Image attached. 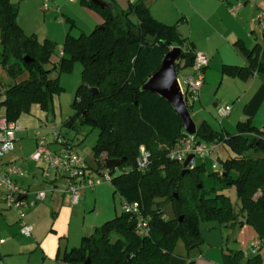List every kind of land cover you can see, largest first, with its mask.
Segmentation results:
<instances>
[{
    "label": "trees",
    "instance_id": "obj_1",
    "mask_svg": "<svg viewBox=\"0 0 264 264\" xmlns=\"http://www.w3.org/2000/svg\"><path fill=\"white\" fill-rule=\"evenodd\" d=\"M79 1L98 12L103 21L89 33H67L56 53L53 40L24 33L18 22V2L0 0V66L13 79L0 92V109L10 121L29 113L33 104L46 112L52 110V97L63 87L51 73L69 72L78 61L82 79L71 103L74 113L65 125L98 130L92 148L96 172L105 159H121V171L110 173L113 192L127 202L138 203L140 213L148 219L149 232L139 234L135 218L121 212L95 228L94 234L82 236L79 246L62 252L59 248L56 260L70 264H82L86 258L90 264H169L179 239L187 250L202 243L201 221L240 227L250 223L251 212L264 215V130L250 119L238 121L233 134L215 130L206 121H201L195 132L198 141L217 140L234 153L217 158L221 175L210 174L220 179L221 190L235 188L237 210L225 194L204 187L199 176L204 163L182 173L181 163L167 157L185 133L182 120L166 99L144 90L143 85L171 47H180L179 58L185 55L186 38L177 25L154 18L146 0H136L125 9L113 0L109 8H100L91 0ZM235 45L248 63L223 65V73L243 80L255 72L264 73V44L256 42L246 48L239 41ZM192 61L193 53L190 66ZM92 88L97 92L92 93ZM140 145L150 152L145 170L135 168ZM165 204L172 209L169 219L164 216ZM222 264H264V259L260 249L248 256L242 250L227 249Z\"/></svg>",
    "mask_w": 264,
    "mask_h": 264
},
{
    "label": "crops",
    "instance_id": "obj_2",
    "mask_svg": "<svg viewBox=\"0 0 264 264\" xmlns=\"http://www.w3.org/2000/svg\"><path fill=\"white\" fill-rule=\"evenodd\" d=\"M104 1L110 4V0ZM133 1L113 0L117 6L123 9L127 8ZM156 1H145L151 15L163 23L176 24L181 36L186 38L187 51L183 57L179 58L178 69L184 67L186 68L185 75L191 74V56L197 51L205 54L209 59L208 66L204 70L203 85L192 105L195 100L206 103V100L213 97L212 93L218 92L220 88L230 86L234 90L230 92L222 90L218 95L219 99L215 98L213 108H208L207 111L217 115V106L232 104L229 114L223 117L230 119L234 115L235 103L239 102L238 117L240 118L233 120L229 127L231 128L236 121H243L242 119H250L255 127H261L254 124L255 119L253 109L250 108V102L255 95L254 92L252 93L253 89L258 87V91L264 90V73L255 72L243 80L238 76L223 73L222 67L223 65H247V58L235 45L237 42L241 41L246 48H251L256 42L264 44V32L258 30L256 21L257 11L264 8V0H159L160 5L154 9L152 5ZM50 3L59 11L67 4L76 5L77 0H50ZM59 21L62 22V19L60 18ZM100 21L102 23V17ZM18 22L22 27L19 14ZM53 58L56 59V57ZM249 93L253 95L251 94L252 96L248 99ZM200 111L201 109L196 110L195 113L199 114ZM223 120H221V129L231 133L224 126ZM17 121L21 130L20 133L18 132L19 135L17 134L15 149L6 155L4 160H13L25 170L23 164L29 167L23 163L26 159L30 164L36 162L29 157L35 148V140L33 136L32 139L25 140L24 132L27 129H31L32 132L39 125L36 122L33 123L24 114H21ZM201 121L208 123L209 120L203 116L197 123L193 122L197 126ZM259 129L264 130V125ZM26 144L28 145L23 154ZM88 163L92 169L95 167V163L89 161ZM36 165L40 167L42 172L43 166L39 163ZM25 171L32 177L31 181L38 182V172ZM28 174L27 176L16 177L17 182L29 190L45 189L47 194L42 200L35 199L33 195L29 196L28 205L22 210L23 221L33 226L29 236L20 233V215L17 212L12 209L0 208V240H2L0 242V264H70L56 260V255L59 248L69 250V248L76 247L78 237L86 235L85 231L88 226L85 225V220H82L81 223L75 222L73 227H71V223L74 217L76 218L81 212L78 208L81 207L84 210L87 189L81 193L78 203L72 204L69 194L65 192L66 181L64 179L53 177L45 183L39 182L36 186L30 184L26 186L24 180L28 178ZM248 219L250 223H244L245 225L236 230V239L249 247L255 238L264 239V215L258 211H253L248 215ZM187 261L189 262V259ZM190 262L192 264H197V262L198 264L208 263L206 260H202L201 255L190 259Z\"/></svg>",
    "mask_w": 264,
    "mask_h": 264
},
{
    "label": "rangeland",
    "instance_id": "obj_3",
    "mask_svg": "<svg viewBox=\"0 0 264 264\" xmlns=\"http://www.w3.org/2000/svg\"><path fill=\"white\" fill-rule=\"evenodd\" d=\"M10 1L18 2V14L21 18L24 33L27 35L34 33L36 34L39 40H43L44 38H49L53 40L56 44V53L60 51L64 37L67 33H70L74 36H78L81 32L89 33L94 29L97 24L101 23V15L94 9L81 4L79 0H77L76 5L67 4L59 11H57L56 8L52 6L50 2L48 3V7L43 10L42 0ZM135 1L136 0L131 3H134ZM158 5H160L159 0H157L152 5V7L156 9ZM168 5L170 6V4ZM60 18L62 19V22L59 21ZM183 51L184 53L187 51V47L185 45L183 47ZM185 70L186 68L184 67H179V69H177V76L180 78L181 81L183 80V75L186 74ZM81 72L82 66L78 61L74 62L73 67L69 72H52L50 77H58V81L63 87L59 94H55L52 97V110L46 112L38 104H33L30 107V112L23 114L28 116L33 123H38V125L44 123V121L60 125L62 134L66 138L72 140L77 152L84 156L89 162L94 163L92 157V148L96 142L98 130L80 124H76L73 128L65 125L66 119L74 113V110L71 107V103L74 97L76 87L82 79ZM21 76L24 77L25 74ZM21 76L18 77L16 80H19ZM11 82H13V79L9 77L5 70L0 66V92H2V89H4ZM257 88L258 87L252 90V93L254 92L255 95L251 99L250 108L253 109V116L255 119L254 124L262 127L264 125V90L260 89L258 91ZM222 90L225 92H230L234 90V88H230V86L228 88H220L218 92L216 91L214 94L212 93L213 97H210L208 100H206V103H200L198 100H195L191 107L188 106V109L190 116L195 123H197L198 120L204 116L208 118V123L211 124L215 130H220L222 122L221 120L224 119V126L227 128L228 131L233 134L237 132L236 124L238 121L233 123L231 128L229 126L232 124L233 120H239L237 118H240L238 117L239 102L235 103L234 115L230 119H220V117H217L214 112L210 113L207 111L208 108H213L212 105L216 100L215 98H218V95ZM251 94H248V99L253 95ZM225 105H229L230 107H232V104ZM199 109H201L200 113L196 114V110ZM40 130L43 131L42 127ZM24 134L25 140L32 139V136H34V131L31 132V129H27ZM27 145L28 144L24 145L23 154L26 151ZM233 155L234 153L225 144H220L216 149V156L219 157V159H224ZM27 160L28 159H26L23 163H26L27 165H29V167L23 164L24 169L28 170L29 172H38V182L31 181L32 177L30 176V174L27 173L28 178L24 180V184L26 186L28 184H30L31 186H36L39 182L45 183L46 181L43 180L40 167H38L36 163H28ZM203 161L205 170L200 172L199 176L204 187L206 189L214 188L213 190L225 194L229 198L234 208L237 210L239 202L236 197L235 188L231 186L227 189L221 190L220 179L210 174L212 172H217L219 173V175H221L223 171L222 166L220 165L217 168H213V160L208 157L204 160L199 157H196L194 163L195 165H199ZM93 176L99 177L100 175L95 172ZM53 177V173H51V179H53ZM113 191L114 188L112 184L108 181L101 182L93 189L88 188L86 190V202L84 203V210H82L81 207L78 206L80 207L78 209H80L81 212L77 215L76 218L74 217L71 223V227L75 225V222L81 223L82 220H85V225L88 226L85 231L86 235H91L92 231L95 228L101 226L105 221L112 219L116 215H119L122 212L121 203L123 201V198L120 196L119 193H114ZM164 211V216L166 219L172 217L173 213L169 204L164 205ZM230 225L231 224H218L216 222L201 221L199 224V228L200 235L202 237V243L191 248L190 250H187L183 241L179 239L175 244L173 254L169 259V264H189L190 259L192 260L198 255H201L202 260H206L208 262L207 264H222V253L225 252L227 249L242 250L251 255L250 248L247 245H243L239 239H236V230L239 227L232 225L234 226L232 228ZM80 238L81 237H78L77 239L78 242L76 243V247L80 245ZM62 240L65 241V239ZM260 254L264 259V244L260 249ZM188 259L189 262L187 261Z\"/></svg>",
    "mask_w": 264,
    "mask_h": 264
},
{
    "label": "built area",
    "instance_id": "obj_4",
    "mask_svg": "<svg viewBox=\"0 0 264 264\" xmlns=\"http://www.w3.org/2000/svg\"><path fill=\"white\" fill-rule=\"evenodd\" d=\"M49 2L50 0H43V10L48 7ZM256 21L258 29L264 32V8L257 11ZM208 61L209 59L205 54L198 51L194 52L191 64L192 73L185 75L182 81L177 76V83L187 107L192 105L203 85L204 70L208 66ZM216 112L218 117L223 118L229 114L230 106L219 105ZM41 127L43 131L40 130ZM20 130L21 126L18 121L8 120L0 109V208L12 209L17 212L20 215V233L29 236L33 226L23 221L22 210L27 207L29 196L33 195L35 199L42 200L45 198L47 190H29L22 187L17 182L16 177L27 176V172L20 168L15 161L4 160L6 155L15 149L17 134ZM33 138L35 148L29 155L30 159L43 166V180L50 181L51 173H53L54 177H60L66 181L65 192L69 194L72 204L78 203L81 193L85 189H93L103 181H111V171L105 169L104 165L100 172L93 170L94 168L90 167L87 159L77 152L72 140L62 134L60 125L44 121L34 130ZM220 144L217 140L198 141L195 133L185 132L179 141L170 148L167 157L180 163L190 154H193L195 159L199 157L204 160L208 157L213 160L212 167L217 168L220 164L216 156V149ZM149 162L150 152L142 145L138 149L135 168L145 170ZM112 170L121 171L118 166ZM95 172L100 176L94 177ZM121 210L135 218L136 230L139 234L146 235L149 232L148 219L140 213L137 202H127L123 199ZM263 243V238L252 240L249 245L250 253L255 254ZM243 252L244 256L249 255V253Z\"/></svg>",
    "mask_w": 264,
    "mask_h": 264
},
{
    "label": "water",
    "instance_id": "obj_5",
    "mask_svg": "<svg viewBox=\"0 0 264 264\" xmlns=\"http://www.w3.org/2000/svg\"><path fill=\"white\" fill-rule=\"evenodd\" d=\"M91 1L100 8H109V3L104 0ZM180 53V47H172L164 55L160 67L144 83L143 89L154 92L166 99L180 116L183 130L187 133L194 134L196 132V126L189 114L188 107L184 102L177 83V65ZM96 92L97 90L92 88V93ZM194 159L195 157L193 154L187 156V158L181 163L183 167L182 173L191 168L194 164ZM120 161L121 159L119 158H107L104 161V167L111 171L114 167L119 165ZM94 232L95 229L92 231V234H94ZM82 264H90L89 258H86Z\"/></svg>",
    "mask_w": 264,
    "mask_h": 264
}]
</instances>
